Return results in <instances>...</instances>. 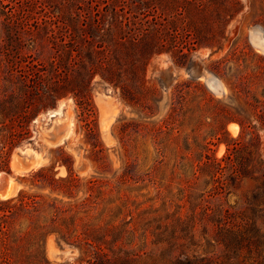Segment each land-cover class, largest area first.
<instances>
[{
	"label": "rangeland",
	"instance_id": "374dc122",
	"mask_svg": "<svg viewBox=\"0 0 264 264\" xmlns=\"http://www.w3.org/2000/svg\"><path fill=\"white\" fill-rule=\"evenodd\" d=\"M51 4L55 15L76 6ZM121 7L90 30V44L80 43L65 82L75 95L43 96L25 115L16 79H0V120L26 117L16 143L0 124V175L9 177L0 197V264L135 255L156 264L186 257L238 264L252 252L228 241L223 220L244 222L264 243V0L189 6L196 45L180 56L159 50L152 32L131 40L132 15L143 6L124 0ZM39 22L32 40L21 35L20 53L41 64L49 82L56 55ZM69 27L81 30L77 21ZM5 30L0 22V44ZM94 42L111 55L91 53ZM96 57L111 62L114 75Z\"/></svg>",
	"mask_w": 264,
	"mask_h": 264
},
{
	"label": "trees",
	"instance_id": "16d2710c",
	"mask_svg": "<svg viewBox=\"0 0 264 264\" xmlns=\"http://www.w3.org/2000/svg\"><path fill=\"white\" fill-rule=\"evenodd\" d=\"M76 6L70 10V13L52 14L49 9L53 0H0V22L6 27L4 38L0 44V57L3 65L0 79L3 83H13L16 79L19 90L24 95L23 113L28 114L36 105V101L41 97L47 99H56L61 97L63 91L73 92V88H66L65 82L68 80V72L74 65V57L78 55L80 43H91L90 30L100 31L101 23L106 14L116 13L121 10L124 0H74ZM143 6V10L137 15H132L134 27L130 33L131 40L137 42L144 35L150 32L154 35L155 45L159 50L168 51L173 55H184L195 47L196 39L191 37V31H194L187 17L189 6L199 7L204 3L208 4L211 0H135ZM117 3V4H116ZM119 7L118 9H116ZM75 9V10H74ZM121 15V14H120ZM139 15V16H138ZM232 15V14H231ZM231 15L229 17H231ZM122 16V15H121ZM122 18H125L122 16ZM41 20L47 25L45 35L52 44L56 55V64L52 71L54 78L47 82L44 80L45 69L39 63L32 60H26L20 53L22 46L21 35L27 34L29 40L37 34ZM77 21L80 29L78 35L72 31L69 24ZM149 27L150 30H149ZM56 29V30H54ZM183 31L182 36L179 31ZM195 32V31H194ZM151 34V35H152ZM211 36V34H208ZM188 37V38H187ZM221 37V36H219ZM121 42V37L117 38ZM101 42H94L91 45V53L99 56L104 49L109 54L111 51ZM111 55V54H110ZM14 58V59H12ZM96 57L97 65L108 69V72L114 75V66L107 60L102 62ZM93 70L90 71V73ZM102 80L109 83V76H101ZM52 87V88H51ZM67 89V90H66ZM25 115L14 120H0L1 126L9 129L8 143H16L18 137L24 133ZM17 121L18 127L14 123ZM19 130H15V128ZM246 224L243 222H231L223 220V232L228 236V241L237 242L241 246L248 248L252 255L238 264H264V255L261 256L258 247L261 245L264 252V243L254 235H248ZM264 238V233H261ZM227 241V242H228ZM254 254V255H253ZM193 257V256H191ZM184 264H192L186 257ZM198 263L206 264L205 259H198ZM230 259L224 264H229ZM88 264H156L153 258L147 255L124 256L121 259L108 260L102 259L91 260Z\"/></svg>",
	"mask_w": 264,
	"mask_h": 264
},
{
	"label": "water",
	"instance_id": "95a60500",
	"mask_svg": "<svg viewBox=\"0 0 264 264\" xmlns=\"http://www.w3.org/2000/svg\"><path fill=\"white\" fill-rule=\"evenodd\" d=\"M17 157L23 158V152L18 153L16 155ZM30 167V165L26 162L21 169H26ZM8 183H9V177L6 174L0 175V197H5L8 193L6 189L8 188Z\"/></svg>",
	"mask_w": 264,
	"mask_h": 264
},
{
	"label": "bare ground",
	"instance_id": "6f19581e",
	"mask_svg": "<svg viewBox=\"0 0 264 264\" xmlns=\"http://www.w3.org/2000/svg\"><path fill=\"white\" fill-rule=\"evenodd\" d=\"M229 126H230V125H229ZM231 127H232V125H231ZM233 127H234V125H233ZM263 147H264V142H263ZM8 190H9V189L7 188L6 191H8Z\"/></svg>",
	"mask_w": 264,
	"mask_h": 264
}]
</instances>
